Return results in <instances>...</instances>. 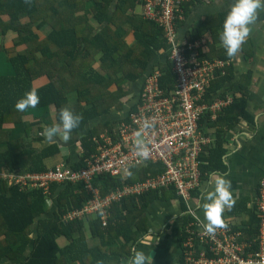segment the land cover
Here are the masks:
<instances>
[{
  "label": "trees",
  "instance_id": "trees-1",
  "mask_svg": "<svg viewBox=\"0 0 264 264\" xmlns=\"http://www.w3.org/2000/svg\"><path fill=\"white\" fill-rule=\"evenodd\" d=\"M197 1L201 0L182 3L184 18L176 20L177 27L184 23ZM144 4L145 0H0V56L14 69L0 77V143L5 142V148H0V163L9 169L42 171L46 169L44 159L60 153L56 142L37 149L25 140V135H12L14 122H22L25 134H30L32 123L24 121L27 110L21 112L14 107L30 89H36L40 97L35 109L54 108L52 125L58 123V114L63 108L81 116L71 136L83 133L79 136L83 153L69 164V156L64 157L65 162L77 170L86 165L85 156L96 147L93 136L103 130L111 133L116 129V120L111 117L88 127L90 121L109 115L112 107L122 109L126 105L125 96L139 93L145 73L154 65L162 73L160 87L172 86L165 32L158 23L145 18L142 11H136ZM228 8L205 15L194 34L188 32L186 39L208 33L213 41L207 55L230 59L224 73L219 69L215 72L207 96L211 93L224 96L225 92L219 90L230 82L231 103L208 124H225L226 129H231L239 117L249 119L251 116L246 108L251 73L248 71L232 79L233 57L225 54L219 40ZM9 31L13 36L11 44L6 46L4 40ZM252 47L251 39L247 38L240 51L247 53ZM158 51H163L164 55L152 62ZM134 109L135 104L129 106V110ZM206 119L210 120L208 115L201 117L200 123ZM222 142L218 138L215 146L207 147L200 155L201 179L222 168L221 158L225 153ZM156 171L153 164L133 168L126 182ZM93 184L105 194L121 181L101 174L95 176ZM91 195L81 181H55L46 193L41 188L22 190L0 178V264H122L132 255L140 236L149 230L145 211L158 199L176 196L173 186H169L125 197L111 205L106 224L98 214L64 217L69 211L80 208ZM50 199H53L52 207L47 204ZM181 202L185 209L184 201ZM240 207L245 208V202ZM246 210L248 220L241 228L250 234L256 230L258 217L253 210ZM190 218L186 214L183 224ZM184 236L181 229L180 242ZM59 237L65 238V244H59ZM88 237L98 242L91 246ZM179 257L177 264H185L183 255Z\"/></svg>",
  "mask_w": 264,
  "mask_h": 264
},
{
  "label": "built area",
  "instance_id": "built-area-1",
  "mask_svg": "<svg viewBox=\"0 0 264 264\" xmlns=\"http://www.w3.org/2000/svg\"><path fill=\"white\" fill-rule=\"evenodd\" d=\"M184 1L188 0H145L142 6L143 16L158 23L165 32L168 45L165 52L173 75L170 88L160 87L162 73L154 65L145 73L139 93L127 101V114L118 121L115 131L105 130L93 136L96 147L85 156L84 167L74 170L66 162H59L42 171H0V177L22 190L41 188L46 193L55 181H81L92 195L64 217L98 214L103 224L108 221L113 203L173 186L185 203L184 214L191 216L181 228L185 233L180 245L185 264H264V176L255 201L256 230L250 234L223 217L226 226L208 233L201 224L203 219L197 214V207L191 205L190 191L202 182L199 154L208 143L200 118L205 112L214 117L231 103L232 96L205 100L215 72L219 69L224 73L230 61L207 55L212 43L210 35L187 40L178 34L176 20L184 18ZM134 104L135 109L129 110ZM146 119L152 127L143 132L149 157L142 160L135 155V132ZM148 164L157 170L154 174L149 172L141 179L126 182L128 172ZM101 174L117 177L121 184L101 195L93 184L95 176Z\"/></svg>",
  "mask_w": 264,
  "mask_h": 264
},
{
  "label": "crops",
  "instance_id": "crops-1",
  "mask_svg": "<svg viewBox=\"0 0 264 264\" xmlns=\"http://www.w3.org/2000/svg\"><path fill=\"white\" fill-rule=\"evenodd\" d=\"M232 2L233 0L197 1V3L191 6V10L185 17L184 23L179 27L178 34L184 37H186V34L188 32L194 34L197 24L205 15L222 11L228 8L232 4ZM250 27L251 31L248 38L251 39L253 47L249 50L250 52L247 51V53L239 50V52L233 57L232 69L234 71V77L232 79H236L240 74L248 71L251 73L249 94L246 97V108L248 109V112L251 116L249 119L239 117V120L235 124V126H233L231 129H226L225 124H221V126L219 124H208V122L211 123L212 121H214L217 115L226 106L217 111L214 117H212V114L210 112H205L202 115V117L204 115H208V117L210 118V120L206 119L202 121V123H200L203 133L208 137V143L206 146H204L203 151L204 149L206 151L207 147L209 146H215L218 142V138H220L223 141L222 147L225 150V153L221 158L223 166L220 169L209 172L206 178L201 179V174V185L190 191L191 205L193 207H197L196 212L200 216V218L203 219L202 209L199 207V205L202 202L201 193L206 191L209 187L208 181L210 177H212L213 174H221L228 178L231 181V191L235 203L230 210L227 208L225 209V211L222 213V217L228 220H233L235 222V227L242 226L243 223H245L244 221L248 220V210L246 209H251L253 210V212H256L255 201L258 195L259 182L264 176V9L258 10L257 18ZM207 34L201 33L194 38H198L203 35L205 36ZM12 36L13 32L11 31L6 34L4 40L6 46H8L7 39L10 38L11 42ZM162 53L163 51H158L157 55ZM2 58L3 56H0V77L12 73L13 70L11 67L10 69L9 67H7L6 62L2 61ZM159 59L160 58H158V60ZM229 84L230 82L224 83V87L222 86L219 91L221 93L225 92V95L232 96V90H230ZM218 96L221 95H213L211 93L207 96L206 91L205 100L214 99ZM133 97H135L134 92L129 93L124 98V100L126 101V105L122 109L119 110L115 107H112L110 109L109 115H103L99 119L91 121V123L89 122L88 127H92L99 120L103 121L109 117L116 120L117 126L118 121H120L121 118H123L127 114V100ZM53 114V108L49 111H43L39 109L27 110L24 116V121L32 123L29 135H27V133L25 134L22 122H14L11 125L12 135L14 137H17V135H25V140L28 143L30 142L32 145H34L37 149H41L45 144L52 142H56L59 145V156H48L44 159L46 168L51 167L61 161H65V156H69V164L70 162L76 160V158L74 157L78 153H83L81 141L79 138V136L83 133H79L78 135L76 134L77 136L72 135L70 138L71 142L73 141V139H77L75 141V144L78 145L80 149V151H77L75 156H73V151L75 148H73L70 143L68 144L67 141H63L59 136L52 140H47L45 137L41 136L43 134L39 132L40 129L44 128L45 126H52L54 122ZM7 127L10 128V126ZM87 129L88 128H86V130ZM103 131H100L99 133ZM38 136L42 137L43 139L37 140L35 137ZM94 136H97V134ZM0 148H5V142L0 143ZM202 152L199 154V159ZM15 170L18 169H9L6 165L0 163V171ZM4 180L7 182L6 179ZM173 189L176 195L175 197L171 196L166 199H158L157 201L152 203L145 211L148 218L149 230L140 236L139 243L136 247H133L135 249L143 250L145 253L149 252L153 264H177L180 258L179 256L181 254V242L179 241V237L186 215L184 214L186 208H182V199L177 195L174 187ZM110 191L111 189L105 194L101 195H106ZM164 193L166 194V191ZM243 202H245V208L240 207V204H242ZM47 204L52 207L53 199L48 200ZM154 206H156V208H154ZM154 210H157V212H154ZM151 234L156 238L154 241H151V238H153L152 236H150ZM61 238L62 237L58 238V242L59 244L63 245L65 244L66 240L65 238H63L64 241L61 242ZM87 239L88 244L91 246L95 245L98 242L96 238L88 237ZM172 240H176V242H172ZM151 251L154 252L150 254ZM126 261L127 259L123 260L122 264H126Z\"/></svg>",
  "mask_w": 264,
  "mask_h": 264
},
{
  "label": "clouds",
  "instance_id": "clouds-1",
  "mask_svg": "<svg viewBox=\"0 0 264 264\" xmlns=\"http://www.w3.org/2000/svg\"><path fill=\"white\" fill-rule=\"evenodd\" d=\"M264 9V0H233L224 14L221 31L219 32L220 43L225 54L231 58L240 50L241 45L248 38L251 25L257 18L258 10ZM40 102L36 89H30L24 93L14 104L18 111L35 109ZM81 116L73 113L69 108H63L58 114V123L45 127L43 135L47 140L59 136L63 141L71 138L72 131L78 127ZM152 124L146 119L141 128L135 132V155L147 160L149 148L143 132L151 128ZM131 175V172L127 173ZM209 187L201 193L203 220L201 224L208 233H213L219 227H225L222 213L225 209H231L235 200L231 191V181L221 174H213L208 181ZM126 264H153L149 252L133 248L132 255L127 258Z\"/></svg>",
  "mask_w": 264,
  "mask_h": 264
},
{
  "label": "rangeland",
  "instance_id": "rangeland-1",
  "mask_svg": "<svg viewBox=\"0 0 264 264\" xmlns=\"http://www.w3.org/2000/svg\"><path fill=\"white\" fill-rule=\"evenodd\" d=\"M136 11H138V12H139V11H142V6H141V7H137V8H136ZM10 43H11V42H10V38H8V39H7V44L9 45ZM163 53H164V52H163ZM163 55H164V54L155 55V56L153 57V59H152V62H155L158 58H161ZM7 67H9V69H10V67L13 69V66L10 65L9 63H7ZM8 71H9V70H8ZM12 72H14V69L12 70ZM53 112H54V108H53ZM90 123H91V121H90ZM45 127H46V126H45ZM45 127L39 130V132H40L41 134H43V131H44ZM78 134H79V133H78ZM78 134H77V135H78ZM77 135H76V136H77ZM41 136L44 137V135H41ZM76 140H77V139H76ZM76 140L73 139V141L71 142L70 139H69V140L67 141L68 144L70 143V145L73 146V148H75L74 151H73V152H74V153H73V156L76 155L77 151H80L78 145L75 144V141H76ZM75 150H76V151H75ZM57 156H59V155H57ZM78 156H79V153H78L74 158L77 159ZM61 162H65V161H61ZM174 204H175V203H174ZM154 208H156V206H154ZM154 212H157V210H154ZM150 236L153 237L154 235L151 234ZM151 239H152L151 241H154L156 238L153 237V238H151ZM63 241H64V240H63V237H62V238H61V242H63ZM172 242H176V240H175V241L172 240ZM172 247H173V245H172ZM174 247H175V245H174Z\"/></svg>",
  "mask_w": 264,
  "mask_h": 264
},
{
  "label": "water",
  "instance_id": "water-1",
  "mask_svg": "<svg viewBox=\"0 0 264 264\" xmlns=\"http://www.w3.org/2000/svg\"><path fill=\"white\" fill-rule=\"evenodd\" d=\"M154 251H151L150 254H152Z\"/></svg>",
  "mask_w": 264,
  "mask_h": 264
}]
</instances>
